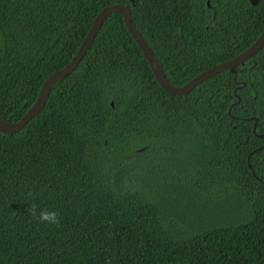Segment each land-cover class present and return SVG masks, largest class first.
I'll return each instance as SVG.
<instances>
[{"label": "trees", "instance_id": "trees-1", "mask_svg": "<svg viewBox=\"0 0 264 264\" xmlns=\"http://www.w3.org/2000/svg\"><path fill=\"white\" fill-rule=\"evenodd\" d=\"M119 4L178 88L264 30V0H0V120ZM263 145L264 46L171 95L111 13L43 109L0 132V264H264ZM29 191L59 227L32 220Z\"/></svg>", "mask_w": 264, "mask_h": 264}, {"label": "water", "instance_id": "water-1", "mask_svg": "<svg viewBox=\"0 0 264 264\" xmlns=\"http://www.w3.org/2000/svg\"><path fill=\"white\" fill-rule=\"evenodd\" d=\"M249 1L251 5H256L258 3V0H249ZM111 13H117L123 17L127 30L129 31L131 37L134 39V41L138 45L139 49L142 51L157 83L163 88V90H165L167 93L171 95H176V96L185 95L188 92H190L195 86H197L199 83H201L205 79L217 73L223 72L225 70L235 71V68L238 65H243L248 59L253 57L264 46V30H263V32L257 38V40L250 47H248L245 51H243L236 57L203 71L202 73L195 76L192 80H190L187 84H185L184 86L180 88L174 87L168 82L157 59L155 58L152 51L149 49V47L147 46L143 38L140 36V34L137 32V30L133 26L131 22L130 9L127 6L121 5V4L111 5V6H108L102 9L101 12L95 17L84 40L82 41L80 47L78 48L76 54L73 56L71 61L63 69L52 73L45 80L36 101L29 108V110L25 113V115L19 121L15 123H9V122L0 120V132L4 134H12V133L18 132L34 116H36L43 109L53 85L57 81L65 78L67 75L73 72V70L76 68V66L79 64L82 57L86 53L91 42L97 35L104 19ZM255 126H256V120L254 123V127ZM259 137L263 138L262 135H260ZM263 147L264 145L261 148ZM261 148H259L258 150H260Z\"/></svg>", "mask_w": 264, "mask_h": 264}, {"label": "clouds", "instance_id": "clouds-1", "mask_svg": "<svg viewBox=\"0 0 264 264\" xmlns=\"http://www.w3.org/2000/svg\"><path fill=\"white\" fill-rule=\"evenodd\" d=\"M28 196L33 198V202L28 208V215L31 216L33 221L55 227L60 226V214L56 210L40 207L35 203V197L31 191L28 192Z\"/></svg>", "mask_w": 264, "mask_h": 264}]
</instances>
